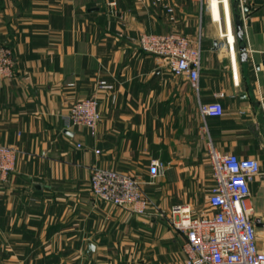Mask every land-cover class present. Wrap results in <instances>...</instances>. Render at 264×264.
I'll return each instance as SVG.
<instances>
[{
    "label": "crops",
    "instance_id": "crops-1",
    "mask_svg": "<svg viewBox=\"0 0 264 264\" xmlns=\"http://www.w3.org/2000/svg\"><path fill=\"white\" fill-rule=\"evenodd\" d=\"M226 6L228 20L220 1L213 18L206 0H0V39L15 60L9 76L0 74V143L16 149L14 169L0 181V257L184 264V234L168 217L176 205L212 212V147L259 159L250 202L254 221H264V0ZM238 12L244 61L234 35ZM141 32L198 41L196 86L142 50ZM101 79L112 87H99ZM86 97L98 100L95 134L63 125L70 104ZM214 100L223 113L203 114L201 104ZM152 159L165 164L154 179ZM92 166L136 177L164 214L95 198ZM256 230L264 250V226Z\"/></svg>",
    "mask_w": 264,
    "mask_h": 264
},
{
    "label": "built area",
    "instance_id": "built-area-1",
    "mask_svg": "<svg viewBox=\"0 0 264 264\" xmlns=\"http://www.w3.org/2000/svg\"><path fill=\"white\" fill-rule=\"evenodd\" d=\"M206 1L213 18H219L220 1L228 20L226 0ZM137 44L142 50L154 54L159 66L183 75L192 86H196L201 52L198 41L179 32H141ZM14 64L11 49L0 40V74L9 76ZM98 85L105 89L112 87L102 79ZM222 95V92L217 94L218 97ZM200 108L207 116L223 113L218 100L203 103ZM99 117L98 100L95 97L81 98L70 104L63 115V125L65 128L85 126L91 134H95ZM208 157L213 179L208 195L212 212L202 210L195 215L188 206L176 205L168 217L173 226L184 234L181 244L184 264H264V250L257 245L249 189V182L262 173L259 159L239 156L234 152H220L213 147ZM15 159V147L0 143V181H4L14 169ZM164 166L162 161L152 159L148 166L150 178L160 175ZM89 188L95 198L133 213L164 214L145 194L141 181L127 173L92 166Z\"/></svg>",
    "mask_w": 264,
    "mask_h": 264
},
{
    "label": "water",
    "instance_id": "water-1",
    "mask_svg": "<svg viewBox=\"0 0 264 264\" xmlns=\"http://www.w3.org/2000/svg\"><path fill=\"white\" fill-rule=\"evenodd\" d=\"M234 35L237 39L236 50L238 52V57L241 61L246 60L247 51H246V43L244 40V31L242 27V21L240 19V13L234 14ZM255 224L257 226H264V221H260L259 218L255 219Z\"/></svg>",
    "mask_w": 264,
    "mask_h": 264
},
{
    "label": "rangeland",
    "instance_id": "rangeland-1",
    "mask_svg": "<svg viewBox=\"0 0 264 264\" xmlns=\"http://www.w3.org/2000/svg\"><path fill=\"white\" fill-rule=\"evenodd\" d=\"M1 40V39H0ZM2 42V41H1ZM3 43V42H2ZM4 44V43H3ZM11 49V48H10ZM12 51V50H11ZM164 68V67H163ZM165 70L169 71L168 69L164 68ZM208 157V155H207ZM30 258L32 259H35V262L34 263H37L38 261H42L44 258L46 257H20V256H12V257H9V256H6V257H0V264H27L28 261L30 260ZM38 258V259H37ZM60 257H57V259H59ZM27 260V261H26ZM37 261V262H36Z\"/></svg>",
    "mask_w": 264,
    "mask_h": 264
},
{
    "label": "bare ground",
    "instance_id": "bare-ground-1",
    "mask_svg": "<svg viewBox=\"0 0 264 264\" xmlns=\"http://www.w3.org/2000/svg\"><path fill=\"white\" fill-rule=\"evenodd\" d=\"M214 3V2H213Z\"/></svg>",
    "mask_w": 264,
    "mask_h": 264
}]
</instances>
